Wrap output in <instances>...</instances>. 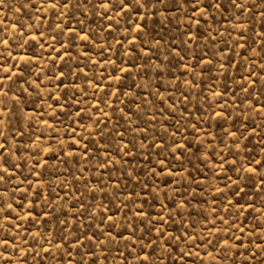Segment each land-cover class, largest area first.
Wrapping results in <instances>:
<instances>
[{"label":"rangeland","instance_id":"rangeland-1","mask_svg":"<svg viewBox=\"0 0 264 264\" xmlns=\"http://www.w3.org/2000/svg\"><path fill=\"white\" fill-rule=\"evenodd\" d=\"M243 2L241 12L220 0L203 17L185 0H165L158 13L101 16L88 4L58 16L42 0H4L0 143L10 146L11 179L0 198L16 212L5 220L0 211V264H140L149 241L148 264H264V0ZM141 207L147 215H133ZM101 209L116 222L118 243L107 247ZM177 245L193 255L181 260Z\"/></svg>","mask_w":264,"mask_h":264},{"label":"snow or ice","instance_id":"snow-or-ice-1","mask_svg":"<svg viewBox=\"0 0 264 264\" xmlns=\"http://www.w3.org/2000/svg\"><path fill=\"white\" fill-rule=\"evenodd\" d=\"M44 2H46L51 7V9H53L57 13L58 16H63L65 14V12L68 11L69 9L86 8L88 6V4H91L92 10L94 12L99 11L101 16H107V13L109 11H111V10H114V9H118L121 13H124L125 10H127L129 12H131V11L140 12V11L146 10V9H154L158 13L159 12L158 5L167 7V5L165 3V0H80L79 3H73V0H42V3H44ZM185 3H188L189 5L195 6L196 9L201 12V17H203L204 14L208 13V9H212V11L215 12V11L219 10L220 7H221L220 0H215L214 3H209L207 5V7L201 6L200 5V0H185ZM3 4H4V0H0V5H3ZM232 4H233V7H235L237 10H239L241 12H243V10L245 9V4H244L243 0H241L240 3H236V0H232ZM24 7H28V5H23L22 4L21 8H24ZM47 10L48 9H43L44 12H47ZM100 10H103V11H100ZM139 19H144V17L141 16V17H139ZM26 27H31V26H26ZM57 27L60 28L61 25H57ZM136 27H137V29H139L140 25H136ZM234 27L243 29V28L246 27V25L244 23H239V24L235 25ZM69 30L72 31L74 38L80 39V37L76 36L75 30H72V29H69ZM37 31L39 32V35H34L32 37V39H34V40H39V39H41L44 36V33L42 31H40L39 29H37ZM239 35L241 36V39H243V35L242 34H239ZM53 39H55V37H53ZM83 39L87 40V39H89V36L87 34H85ZM133 39H135V38H133ZM3 43L5 45H7L8 41L4 40ZM236 43H237L238 46H240V40L239 39L236 41ZM211 62H212V60L210 59L209 63H211ZM230 63H231V61H229V64ZM157 67L162 68V66H157ZM184 67H185V69H187L188 65L185 64ZM221 67L223 68V65H221ZM118 71L127 73L129 71V69L128 68H120V69H118ZM60 76L61 77L64 76V72L63 71L60 72ZM10 78L11 77H9V79ZM61 82H63V81H61ZM253 83H255V82L253 81ZM241 88H242V90H244L243 89V85H241ZM0 94H3V89L2 88H0ZM106 95L111 96V95H113V93L109 92V93H106ZM220 95H222V94H220ZM16 99L18 100L19 97H16ZM4 107H5V109L7 108L6 105ZM137 107H139V105ZM262 107H264V106H262ZM215 115L223 116L224 113L223 112H219V113H215ZM97 123H100V122L97 121ZM100 132L102 133L103 129H101ZM17 134L19 135V133H17ZM0 135H3L2 130H0ZM227 135L235 137L237 135V133L236 132H229V133H227ZM241 135H242V132H241ZM119 137L122 140L123 139V133H120ZM4 139H5V141H7V136L6 135L4 136ZM81 139H83V138H81ZM80 143H81L80 140H75V141L72 142V145H70V146H74V145L80 144ZM236 146L239 147L240 146L239 143H237ZM132 147H135V145L133 144ZM9 148H10V146L7 145L6 143H0V161H3V163L0 164V169H2V172H3V174H0V181H4L5 176H7L9 179H11V174H10V171H9V168H10L9 161L4 155H2V153L8 152ZM61 150H63V148ZM41 151H42V149H41ZM88 151H89L88 148L85 146L83 148L84 154L86 155ZM173 152H175V149H173ZM69 155H72V153H69ZM161 163H163V162L161 161ZM254 163L257 164V165H260V161H255ZM110 164H112V161L110 159H108V160L105 161V163L103 165H101V167H104L105 169H108ZM42 167H47V161H45V163L42 165ZM249 170L252 171V172H256L257 168L250 166ZM137 179H139V177H137ZM260 182L264 183V178H262ZM6 194L7 193H4V195H6ZM42 195H43L42 192L37 194L38 198H42ZM253 205H254V202L250 203L249 207H250V209L253 212H255L256 209L254 208ZM178 206L186 207V205H178ZM261 206L264 207V201H261ZM161 207H163V204H161ZM242 210L243 209L241 208V211ZM0 211H2L3 218L5 220H8L16 212V209L13 208L12 204H5L4 201L2 200V198H0ZM34 211H35V206H33V208L31 210H26V212H34ZM44 215L47 216L48 213L45 212ZM133 215H136V216L144 215V216H146L147 213H145L143 207H141L140 211L139 212H134ZM96 218L99 219L101 223H104L105 219L110 222V224H109V229L110 230L108 231V233L106 235H105L103 229H99L100 235L104 236V240L102 241V243L105 245V247H107L109 242L118 243V241L116 240V237H113L112 234H111V229L115 226V223H116L115 222V217L114 216H109L106 209H101V212L97 213V217ZM17 219H21V217L18 216ZM31 222L32 223H39L40 221L37 220V218L35 216H33ZM221 223H224V221L221 220ZM13 227H19V225H16L14 223ZM213 227H215V224H213ZM230 227L231 226L229 225L228 228L230 229ZM129 228H131V225L130 224H126L125 225V230H127ZM150 231H155V232L159 233L161 230L153 227V228H150ZM220 231H221V229H217V232H220ZM135 234H136V230L133 229L129 239L134 237ZM118 235H120L121 237L123 236L122 233H120ZM181 235L185 238V241H184L185 243L187 242V240L191 239L193 241L192 247L193 248L197 247L196 237L195 236L190 235L189 232H182ZM36 236L39 237V233H36ZM159 238L160 237L157 236V240H159ZM44 239L47 240V237H44ZM61 239H65V237H61ZM85 239H91V240L95 241L96 240V236L93 235L91 237H88L87 234H85ZM178 239H179V237H177L175 235H172L171 238L166 242L164 247L166 248L168 245L172 244L173 240H178ZM228 239L235 240V237H231L230 236ZM228 239H225L223 236H221L219 238L218 242L222 241V243L225 246H228ZM201 243H203L205 245V247H207L209 241L201 240ZM4 244L5 245L8 244V240L7 239L4 240ZM242 244H243V240H240L239 244H235L234 246L238 248ZM151 246H152V241H149V245H147V246L141 245V252L144 253V255H143L142 258L139 257V256L136 257V259L140 260V264H148V262L150 260V257L147 254L146 248L147 247H151ZM257 247H259V245ZM176 250L180 252V259L181 260L184 258L185 255H187L189 257H191L193 255V253H184L183 250L180 249L178 245L176 246ZM217 250H219V249H217ZM225 250H227V247H226ZM153 251H155V248H153ZM88 254L89 255H94V253H92L91 249H90ZM125 259H127V257H125ZM81 264H83V261H81ZM92 264H99V257H95L92 260ZM201 264H203V260H201Z\"/></svg>","mask_w":264,"mask_h":264}]
</instances>
